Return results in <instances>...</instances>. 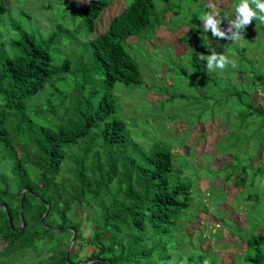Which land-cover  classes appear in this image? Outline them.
<instances>
[{"label": "trees", "instance_id": "trees-1", "mask_svg": "<svg viewBox=\"0 0 264 264\" xmlns=\"http://www.w3.org/2000/svg\"><path fill=\"white\" fill-rule=\"evenodd\" d=\"M73 1L87 2L79 4L76 26L77 32L84 31L77 43L85 47L86 68L78 67L83 56L74 65L53 64L52 47L69 35L65 26L46 19L42 27H56V32L45 33L37 24L42 30L37 35L20 22L8 24L6 4L0 1V239L5 243L0 264H218L220 253L204 252L202 235L195 244L189 220H183L193 198L190 186L175 178L173 153L162 140L148 141L152 150L145 151L137 142L138 126L143 124L129 126L118 114L113 93L118 84L146 88L125 42L134 36L146 41L157 33L162 22L154 11L156 0H131L93 39L89 35L111 0ZM26 17L32 24L34 18ZM252 23L264 34V22ZM225 25L227 17L221 28ZM199 33L219 41L211 31ZM262 33L258 38L245 34L241 45L224 44L235 66L227 65L221 74L218 68H207L200 53H208L199 48L191 61V76L208 85L201 103L219 93L222 100L216 109L222 101L237 105V132L245 133L241 141L247 145L254 141L261 146L253 151V157L261 155L254 177L260 174L264 179V103L254 100L255 93H264ZM187 37L180 41L185 43ZM157 93H167L166 87H158ZM167 96L165 103L183 97ZM228 177L224 184L236 187L247 178L231 182ZM260 195L261 203L264 188ZM82 221L91 225L89 236L81 230ZM260 223L264 226L263 220ZM251 225L233 231L247 246L238 262L264 264V236L255 234ZM74 233L79 249H71L66 259ZM88 247L93 250L85 255Z\"/></svg>", "mask_w": 264, "mask_h": 264}, {"label": "rangeland", "instance_id": "rangeland-1", "mask_svg": "<svg viewBox=\"0 0 264 264\" xmlns=\"http://www.w3.org/2000/svg\"><path fill=\"white\" fill-rule=\"evenodd\" d=\"M0 1L6 4L7 13L4 20L8 24L13 21L20 22L37 35L42 33L39 26L45 33L51 29L56 32V25L65 26L69 30V35L54 44L51 49L55 66L66 62L74 65L75 61H80L81 56L83 58L78 67L86 68L85 63L89 64L84 45L77 43V39H80L79 33L84 34V31L76 30L81 16L77 9L79 4L85 5L86 1ZM56 2H63L64 5H56ZM130 2L131 0H111L109 7L97 19L95 31L89 37L96 38L106 31L110 21ZM207 3L208 0H156L153 3L154 11L162 22L157 33L154 36L151 33V38L146 41H139V38L134 36L125 42V49L138 64L146 88H125L124 85L118 84L113 93L118 97L120 105L118 114L128 121L129 126L143 124L142 127L138 126L137 142L144 150L150 151L152 147V143L150 145L148 141L162 140L166 148L173 153L175 178L191 188L193 200L183 220H189L188 229L194 243L196 244L198 236L202 235L204 239L200 245L201 249L204 252L212 249L214 253H220L218 264H240L239 258L247 246L245 241L238 240L233 231L238 232L240 228L247 230L249 223L251 225L253 222L255 224L251 226L255 229V234L264 236V226L260 223L264 221V202L259 201L264 179L260 174L254 177L261 155L259 153L253 157L256 145L261 146L254 141L249 145L246 141H241L245 133L237 132L240 119L235 103L222 101L219 109H216L215 104L222 100L219 93H215L207 103H201L200 99L204 97V91H208V85L203 80L198 83L193 79L191 61L196 58L194 52L201 47L208 54L213 51L227 55L224 44L241 45L245 34L258 38L262 32L256 31L259 24L252 23L242 30L243 35L238 40L218 37V46L206 35L199 33L203 31V21L199 15L206 10ZM217 3L220 13L232 14L233 0H217ZM27 15L34 18L32 24L28 22ZM62 16L63 20H59ZM46 19L56 27L43 28ZM222 27L224 30L228 28L227 25ZM191 28L192 34H189ZM187 34V41L181 42ZM262 36L264 38L263 33ZM220 71L218 74L226 72V67ZM92 72L97 75V68L94 67ZM164 86L167 93L159 95L157 88ZM171 93H180L183 97L165 103L167 95ZM263 94L255 93V102L264 103ZM148 136H151L150 139ZM144 140L146 143H142ZM260 150L258 148L257 151ZM243 167L247 168L246 172ZM227 177L231 182L247 178L245 184L236 187L224 184ZM198 208L207 211H199ZM78 214L81 219L85 217L81 208ZM249 217L254 220L251 221ZM81 230L84 235L89 236L91 225L82 221ZM217 231L221 232L220 237L216 236ZM3 246L5 243L0 239V249ZM71 249L76 253L79 245L73 242ZM92 250V247H88L84 251L85 255Z\"/></svg>", "mask_w": 264, "mask_h": 264}, {"label": "clouds", "instance_id": "clouds-1", "mask_svg": "<svg viewBox=\"0 0 264 264\" xmlns=\"http://www.w3.org/2000/svg\"><path fill=\"white\" fill-rule=\"evenodd\" d=\"M233 12L227 16H221L217 0H208L206 9L199 18L203 21V32L211 31L212 36L226 38L229 40H238L243 35L246 26L253 19L264 22V0H233ZM228 18V28H221V23ZM219 46V42H217ZM208 46V45H207ZM209 47V46H208ZM202 59L206 58L207 68L224 69L227 65L235 66V61L227 55L213 52L205 55L200 53Z\"/></svg>", "mask_w": 264, "mask_h": 264}, {"label": "water", "instance_id": "water-1", "mask_svg": "<svg viewBox=\"0 0 264 264\" xmlns=\"http://www.w3.org/2000/svg\"><path fill=\"white\" fill-rule=\"evenodd\" d=\"M22 206V205H21ZM49 206H47V212L49 211ZM47 214V213H46ZM45 214V215H46ZM44 215V216H45ZM41 221L43 222V218L41 219ZM74 240H75V233L73 234V236H72V238H71V240H70V244H69V246H68V249H67V254H66V259H68V255H69V253H70V250H71V245L73 244V242H74Z\"/></svg>", "mask_w": 264, "mask_h": 264}]
</instances>
